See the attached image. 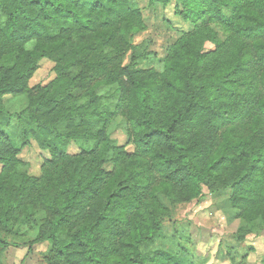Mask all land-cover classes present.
I'll use <instances>...</instances> for the list:
<instances>
[{"label": "trees", "instance_id": "16d2710c", "mask_svg": "<svg viewBox=\"0 0 264 264\" xmlns=\"http://www.w3.org/2000/svg\"><path fill=\"white\" fill-rule=\"evenodd\" d=\"M176 12L192 27L159 60L135 43L138 0H0L2 250L47 243L44 264H199L178 239L159 242L205 189L229 195L238 243L264 230V0H178ZM45 59L55 77L31 86ZM23 94L16 145L6 98ZM119 115L134 152L112 140ZM32 140L50 153L40 175L21 157Z\"/></svg>", "mask_w": 264, "mask_h": 264}, {"label": "rangeland", "instance_id": "374dc122", "mask_svg": "<svg viewBox=\"0 0 264 264\" xmlns=\"http://www.w3.org/2000/svg\"><path fill=\"white\" fill-rule=\"evenodd\" d=\"M138 1L147 28L136 35L135 43L155 53L159 60H163L169 47L184 32L190 30L192 24L177 14L178 0H172L167 6L153 0ZM212 48V44L206 45V50ZM129 57L130 53L127 54L125 62H128ZM54 65L48 59L43 60L30 82L31 86L48 84L55 77ZM27 105V94L6 98V110L12 117V123L4 128V131L16 140V145L20 143L23 130L21 114ZM109 132L115 145H126L129 152H134V146L128 144V125L123 116L119 115L112 120ZM68 151L75 154L79 147L72 143ZM21 157L29 163L31 174L40 175L41 166L45 159L50 158V153L32 140L22 151ZM108 167L111 169V164ZM228 197L226 193L214 195L205 189L201 198L180 205L175 215L171 213V217L165 221L164 233L167 238L159 242V245L170 246L171 240L178 239L199 264H264V230L258 223L253 229L254 233L249 234L242 243H238L239 221ZM164 202L168 204L166 200ZM181 234L189 239L186 240ZM47 248V243H37L30 247L25 244L20 247L11 246L7 250L0 248V258L3 264H44L42 255ZM228 251L231 254L227 255ZM243 254L246 256L243 257ZM234 255L235 259L232 260Z\"/></svg>", "mask_w": 264, "mask_h": 264}]
</instances>
